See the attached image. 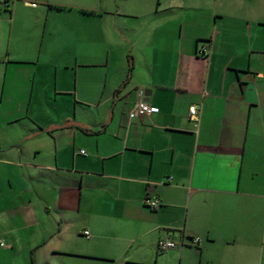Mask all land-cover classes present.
<instances>
[{"label":"crops","instance_id":"1","mask_svg":"<svg viewBox=\"0 0 264 264\" xmlns=\"http://www.w3.org/2000/svg\"><path fill=\"white\" fill-rule=\"evenodd\" d=\"M258 72L264 0L0 9V264H244L264 236ZM139 99L158 111L132 116Z\"/></svg>","mask_w":264,"mask_h":264},{"label":"built area","instance_id":"2","mask_svg":"<svg viewBox=\"0 0 264 264\" xmlns=\"http://www.w3.org/2000/svg\"><path fill=\"white\" fill-rule=\"evenodd\" d=\"M29 4L34 5L35 2L33 1H29L27 2ZM200 53L205 55L207 53V47L205 45H202L199 49ZM258 75L261 77L262 82L264 83V72H258ZM140 94L142 93V91L139 92ZM158 111V106L156 105H151L148 102L139 99V101L137 102L136 106L133 108L131 114L132 116H140L141 114L144 113H151V112H157ZM188 118L197 123L198 121V115H197V108L195 104H191L188 107ZM81 152H84L83 149L80 150ZM145 203L150 206V207H154L159 203V200L157 197H149V196H145L144 199ZM83 234L85 237H89L90 233L88 229H84L83 230ZM190 241L192 244H197L200 241V237L199 236H191L190 237ZM1 243V242H0ZM181 243V242H180ZM176 245V242L174 239H170V238H162L159 239L157 241V249L158 250H167L169 248H172Z\"/></svg>","mask_w":264,"mask_h":264},{"label":"rangeland","instance_id":"3","mask_svg":"<svg viewBox=\"0 0 264 264\" xmlns=\"http://www.w3.org/2000/svg\"><path fill=\"white\" fill-rule=\"evenodd\" d=\"M261 231L262 229L259 228L257 245L253 247V251L248 252L245 247L242 250L241 261L244 264H264V236ZM172 251L159 252L150 248L142 253V262L145 264H176L178 257H175L173 254L175 252L172 253Z\"/></svg>","mask_w":264,"mask_h":264},{"label":"trees","instance_id":"4","mask_svg":"<svg viewBox=\"0 0 264 264\" xmlns=\"http://www.w3.org/2000/svg\"><path fill=\"white\" fill-rule=\"evenodd\" d=\"M13 0H0V9H8Z\"/></svg>","mask_w":264,"mask_h":264}]
</instances>
